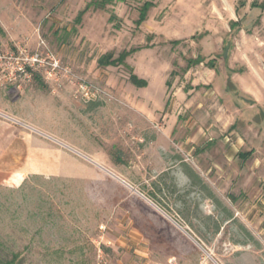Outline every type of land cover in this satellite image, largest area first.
<instances>
[{"label":"rangeland","instance_id":"374dc122","mask_svg":"<svg viewBox=\"0 0 264 264\" xmlns=\"http://www.w3.org/2000/svg\"><path fill=\"white\" fill-rule=\"evenodd\" d=\"M89 1L0 0V121L37 170L0 180V264H264V0H153L140 26L146 0L77 21ZM124 50L147 86L99 64Z\"/></svg>","mask_w":264,"mask_h":264},{"label":"crops","instance_id":"0c3cea01","mask_svg":"<svg viewBox=\"0 0 264 264\" xmlns=\"http://www.w3.org/2000/svg\"><path fill=\"white\" fill-rule=\"evenodd\" d=\"M77 1V2H75ZM80 1L83 0H73L74 5H78V3ZM91 2V0L89 2H85V7L80 10L76 16V20L79 17L80 13L87 7V5ZM73 4V3H72ZM230 56V51H229V55ZM226 71V90L228 92L233 93L235 96L238 97V99H241L243 103L245 104H254L255 101L257 100L254 95H252L251 93H249L247 90L242 89V87L236 83L233 74L235 73H240L239 75H241L243 73L242 68H231L229 66H226L225 68ZM228 78H230L231 83L229 84L228 82ZM200 85H197L196 87H199ZM257 114L255 115L256 118ZM258 120V119H257ZM12 122V121H11ZM16 124H18L17 121H14L13 123H10V131L7 132L6 127H5V123L0 121V180H6L7 178H11V177H15L18 176V174L21 175H28V174H32V173H36L37 170L36 169H28V170H22V159H23V155L21 152V144H22V137H21V132H20V128L16 127ZM16 129L18 130L17 135H16ZM12 144L13 146H9L7 148V145ZM17 145V146H16ZM250 154V153H248ZM242 156V155H241ZM247 158V157H246ZM34 167L38 166V163L35 162V164H33ZM149 210V208H148ZM153 210L154 212H156L154 209H150ZM180 227H182L179 224ZM183 228V227H182ZM137 231L138 230H131V236H130V242H132V244H128L129 241L127 240H120V244H125L127 248L129 247H133L134 244L140 243V241H143L142 239H138V235H137ZM140 247V246H138ZM137 247V248H138ZM148 254L146 253L145 250V256H147ZM149 259H147V261H145V264H150ZM158 263V262H156Z\"/></svg>","mask_w":264,"mask_h":264},{"label":"trees","instance_id":"16d2710c","mask_svg":"<svg viewBox=\"0 0 264 264\" xmlns=\"http://www.w3.org/2000/svg\"><path fill=\"white\" fill-rule=\"evenodd\" d=\"M103 3L101 5H99L98 0H91V2L87 5V7L80 13L78 20L77 21H81V19L83 18V15L85 14V12H87L91 7H93L94 9H97L99 7L101 8H105L106 6V1L103 0ZM155 6V2L153 0H146L140 7H139V15H138V19L136 21V24L138 26L142 25L143 22L146 21V19L148 18V13L150 11V9ZM114 19V15H112V18ZM239 30L240 29V23L239 21H232L231 23V30ZM179 40L173 41V42H177ZM225 43V47H224V52L222 53V56L224 58V60H226L228 58L229 55V51L231 48V44L230 40L226 39L224 41ZM131 52H129L128 50H124L122 52H120L118 55H115V53H108L103 55L100 60H99V64L101 66H117V65H126L129 67L130 69V76H129V80L131 82H133L134 84H136L139 87H145L147 86V81L145 79H142L138 76V74L136 72H134V69L131 65H129L127 63V58L130 55ZM205 57L203 55H199L197 57H192L190 59H188V67L194 65V64H199L202 62H205ZM206 64L211 67L216 69L217 68V63H216V59L215 58H211L208 61H206ZM174 73V71L172 72V74ZM228 82L229 84L231 83L230 78H228ZM167 85L170 86L171 82L170 80L167 81ZM241 155L246 158L248 156V153H241ZM15 256V255H14ZM6 264H9V261L6 262Z\"/></svg>","mask_w":264,"mask_h":264},{"label":"built area","instance_id":"2783aa9c","mask_svg":"<svg viewBox=\"0 0 264 264\" xmlns=\"http://www.w3.org/2000/svg\"><path fill=\"white\" fill-rule=\"evenodd\" d=\"M83 90H84V93L86 94V96H89L90 95V90L88 89V85H84L83 86Z\"/></svg>","mask_w":264,"mask_h":264}]
</instances>
